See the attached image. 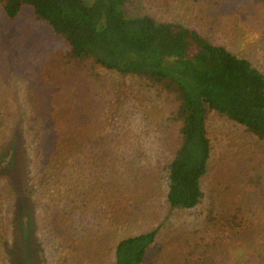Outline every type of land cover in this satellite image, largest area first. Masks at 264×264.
Returning <instances> with one entry per match:
<instances>
[{
	"label": "rangeland",
	"instance_id": "1",
	"mask_svg": "<svg viewBox=\"0 0 264 264\" xmlns=\"http://www.w3.org/2000/svg\"><path fill=\"white\" fill-rule=\"evenodd\" d=\"M125 10L191 29L264 76V0H129ZM64 51L29 9L12 20L0 11V174L13 183L0 180V264H113L119 240L152 230L142 264H264V142L208 112L202 198L193 209H170L167 166L179 143L171 98L68 61ZM109 80L127 94L95 95ZM115 99L124 127L110 126ZM22 123L31 127L24 134L41 137L31 146L43 158L29 166ZM69 128L79 152L90 151L91 134L97 156H108L49 163V140L69 137ZM112 134L127 136L120 163L110 162Z\"/></svg>",
	"mask_w": 264,
	"mask_h": 264
},
{
	"label": "trees",
	"instance_id": "2",
	"mask_svg": "<svg viewBox=\"0 0 264 264\" xmlns=\"http://www.w3.org/2000/svg\"><path fill=\"white\" fill-rule=\"evenodd\" d=\"M128 2L92 0L89 4L85 0H0V11L5 18L12 20L21 10L29 9L36 20L44 22L60 39L65 49L63 56L68 61L107 72L120 80L136 78L140 84L147 83L149 90L171 98L175 104L174 120L179 124V143L168 162L165 199L170 209L190 210L202 198L199 180L205 174L210 154L207 113H216L264 142V76L249 61L211 44L191 29L175 23H159L147 15H128L125 10ZM110 80V89L96 84L95 95L104 93L108 100L109 92L127 94L120 88L121 84L115 82L111 85ZM42 90L41 94L46 93L45 88ZM128 95L132 96L131 93ZM88 98L92 99V95L86 98V103L82 102L83 105L89 102ZM121 103V99H115L112 111L116 122L112 125L106 123L105 127H124L121 123L124 121L119 117ZM117 117L120 124H117ZM95 127L100 130L103 126ZM12 129H15L14 124ZM22 129L28 132L31 127L22 123L18 131L24 134ZM69 130V137L65 138L61 131L56 140H49L50 147L54 148L49 163H77L88 159L91 163L94 158L101 160L108 156L104 152L97 156L91 134L87 136L92 139L90 151L79 152L74 145L76 138ZM23 136L22 142L27 145L26 161L28 166L33 165L43 158L39 152L34 153L32 147L39 148L41 137L33 133ZM126 137L110 136L111 163L126 159L122 154V140ZM0 143L4 141L0 139ZM5 175L0 174V180L11 189V178ZM156 233L152 230L119 240L113 250V264H142Z\"/></svg>",
	"mask_w": 264,
	"mask_h": 264
}]
</instances>
